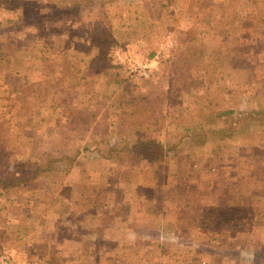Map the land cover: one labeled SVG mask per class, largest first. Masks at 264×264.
Wrapping results in <instances>:
<instances>
[{"label":"crops","instance_id":"0c3cea01","mask_svg":"<svg viewBox=\"0 0 264 264\" xmlns=\"http://www.w3.org/2000/svg\"><path fill=\"white\" fill-rule=\"evenodd\" d=\"M7 2L0 9L15 15L1 17L0 26L24 20ZM76 2L66 20L45 17L39 37L0 34V54L10 57L0 63V137L25 138L22 145L0 139V150L11 153L9 173L22 174L13 186L0 185V253H11L17 264H147L145 258L151 264H264V195H154L171 178L188 183L186 176L175 179L179 147L156 159L167 172L155 178L147 174L153 162L121 163L95 150L100 140L123 139L139 124L150 131L142 128L138 137L172 144L185 136L177 125L238 108L230 95L250 96V84L264 83V73L263 81L256 77L264 64V0H89L88 12ZM170 41L175 48L160 66L170 49L157 58ZM32 49L38 60L14 63L23 51L34 59ZM148 60L154 79L133 84L129 63ZM186 139L180 152L190 144ZM50 151L58 160L47 159ZM122 155L130 156L128 150ZM248 202L255 214L250 230H213L200 222L207 206Z\"/></svg>","mask_w":264,"mask_h":264},{"label":"rangeland","instance_id":"374dc122","mask_svg":"<svg viewBox=\"0 0 264 264\" xmlns=\"http://www.w3.org/2000/svg\"><path fill=\"white\" fill-rule=\"evenodd\" d=\"M7 1H12L13 4L17 6L18 11L23 14L24 20L21 21L9 20L8 22L5 21L6 23L0 26V34L6 33L9 30L10 31L14 30L19 32H25L26 34H30V36L32 37L41 36V34L44 32L43 28L44 27L47 28V25L40 24L45 20V17L49 18L50 15L52 16L53 14L57 16L63 15V17L65 16V20H66V15L69 13V10H71V4L76 1L79 4V0H0L1 3ZM79 7L81 9L83 5L79 4ZM88 7L89 6L80 10V12L85 11V9L88 10ZM94 7L99 15H103L104 9L102 6L100 7V5L96 3ZM0 10H1L0 19L1 17H3V19L6 20L8 17L15 15V12L14 13L8 12L7 9L5 8H2ZM87 10L85 12H88ZM57 30H60V27L58 25H57ZM178 38L179 36L177 37V39ZM35 41L36 40L31 42V45H34L36 48H38L39 42L37 41L36 42L37 44L35 45ZM174 48H170L168 56L164 58V60L160 61L159 64L160 66L169 58V56L172 53L171 51H173ZM31 52L33 54L32 56L35 57L34 59H29V54L24 53V51L23 53H20V55H17L12 59L16 65L20 63L22 57L25 59V61L38 60L39 58L38 50L32 49ZM5 59H10V57L7 56L6 53H1L0 63L2 65H5ZM149 62L150 61L148 60L145 62L132 61L131 63H129L128 78L133 84L139 86L145 83L144 85H146L147 82L149 83L151 82V80L154 79V75L152 76L151 79L141 80L140 82L139 81L136 82L135 79L134 80L132 79L133 76L130 70L131 67L142 64V65H147L148 67H150V69L153 70L156 68L154 65L150 64ZM33 65L35 66V64ZM259 67L260 68L258 72H256V77L257 79L260 78L263 81L261 77L263 76L264 73V64L260 65ZM37 69H39V66L35 68L36 77L40 75L39 70ZM253 85H255V89H251ZM250 86H251V88L249 89V91H251L250 96L245 95V96L231 97L230 95L229 102H231V105L234 106L239 105L238 107L239 109L247 105L251 106L253 102H258L259 104L264 106V83L250 84ZM27 91L30 90L27 89ZM24 92L26 94H29V92H26V90ZM152 106L156 107L155 104H153ZM24 107L26 106L25 105L20 106V108L26 109ZM145 107H141V109H145ZM224 109H228V108L227 107L222 108V110ZM28 110H32V109L29 108ZM222 110L220 109L219 111ZM2 111H4V109H2ZM37 111L38 109L37 110L34 109L33 113ZM145 111H147V109ZM154 113H156V115L158 114L157 112ZM85 122L86 121H83L80 124L83 125L85 124ZM20 123H21L20 126L24 125V122H20ZM8 126L7 124H5L2 127L8 129ZM143 129L146 132L150 131L145 128ZM262 134L264 133H262L261 131L256 132L255 142L259 143L260 141V153L264 154V135ZM3 138L5 139L8 138L10 144L19 142L20 145H22V143H25V138L22 136H19L17 138L16 136L7 137V138L4 136ZM3 138L0 137V139ZM222 141H225L224 145L209 144L205 149H199L197 152L193 151L192 150L193 147L190 148L189 146L182 149L183 150L182 152L179 151V155H177L178 162H176L178 163L177 168L179 170L178 173L176 174L178 175L177 179L179 178L181 179L182 177L186 176L188 178L185 180V182L188 183H186V186L183 185L180 186L178 182L176 184L174 182V179L171 178L169 182L165 184L164 187L158 188L157 191L153 190V193H155L154 195H181V194L231 195L230 197H232V195H264V158L258 159L256 157L255 152H257L258 149L253 147H248V142L241 138H234L232 140H227V141L222 140ZM1 144L2 143L0 142V146ZM121 154H119L120 158L118 159V161H121V163H123L124 160L125 161L129 160V162L132 161L131 155L125 158L123 155L121 156ZM10 156L11 153H9L8 150H4V151L0 150V158L2 160H8L9 158H11ZM190 165L193 171L189 174L188 170L185 171V169L189 168ZM164 171L167 172L166 169H163L162 175L166 173ZM148 175H151V173H149ZM165 176L166 175H164V177ZM129 192H130L129 190H126L127 194L125 195H130ZM132 195H136V194H132ZM215 200L217 201V199L214 197V201ZM221 206L229 210V207L231 205H221ZM145 262L147 264H151L150 260L146 258H145Z\"/></svg>","mask_w":264,"mask_h":264},{"label":"trees","instance_id":"16d2710c","mask_svg":"<svg viewBox=\"0 0 264 264\" xmlns=\"http://www.w3.org/2000/svg\"><path fill=\"white\" fill-rule=\"evenodd\" d=\"M88 3L89 0H79V4L83 5L80 10L89 6ZM178 123H181V121H178ZM176 127L178 130H185L182 132L185 136L180 135L179 137L171 139L173 141L172 144L170 141L164 142L151 137H142V135L138 137L137 135L142 133L141 129L143 128V125L139 124L133 127L131 129L132 131L127 132V136L123 139L106 138L100 140L95 150L104 158H118L119 154L128 150L132 159L137 161L145 159L155 164L156 159L167 155L168 152L174 151L178 147L180 148L185 138H187L186 144L190 143L189 147L191 148L199 146L202 143L210 144L211 139L209 138L215 136L219 140L226 141L234 138L244 139L248 142V147L258 149L255 152L258 159L264 158V154L260 153V141L259 143L255 142L256 132L261 131L264 133V106L258 102H253L251 106L247 105L239 109L230 108L217 111L209 115L206 119L199 121L197 124L186 122V124H180ZM133 130L136 132H133ZM60 148H63L62 145ZM179 148L175 151V155H179ZM63 154L62 159L68 157L66 151ZM55 155V153L50 151L47 159L51 158L52 161H55L57 159ZM54 157L56 159H53ZM165 166L155 164L152 168L147 169V174L151 173V178H155L160 172L163 173V169L167 170ZM8 168L10 167L8 166L7 160L0 158V185L4 187L13 186L15 179L22 178V174L17 177L16 174L9 173L10 169ZM19 171L22 172L23 169ZM178 171L177 168L176 172L178 173ZM38 173L39 170L36 169L35 175ZM205 209L206 215H202L200 222H203L202 224L207 229L219 230L230 228L242 232L250 230L253 227L255 214H253V204L250 202L230 206L229 210L223 206L214 205L207 206Z\"/></svg>","mask_w":264,"mask_h":264},{"label":"built area","instance_id":"2783aa9c","mask_svg":"<svg viewBox=\"0 0 264 264\" xmlns=\"http://www.w3.org/2000/svg\"><path fill=\"white\" fill-rule=\"evenodd\" d=\"M175 44V42L173 43L172 41H170L167 46L165 47V52L161 53L158 56V60L161 59V57H163L164 55H166V53L168 52V50ZM170 46V47H168ZM131 73L133 76V80L135 79V81H141V80H148L151 79L152 76L155 74V70L150 69V67H148L147 65H137L134 67H131ZM0 264H17L16 259L13 257V255H11V253L9 252H2L0 253Z\"/></svg>","mask_w":264,"mask_h":264}]
</instances>
